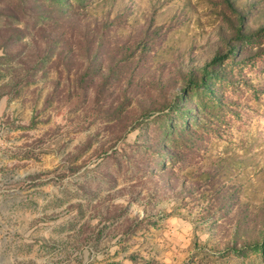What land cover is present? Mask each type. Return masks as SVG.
Instances as JSON below:
<instances>
[{
    "label": "rangeland",
    "instance_id": "obj_1",
    "mask_svg": "<svg viewBox=\"0 0 264 264\" xmlns=\"http://www.w3.org/2000/svg\"><path fill=\"white\" fill-rule=\"evenodd\" d=\"M231 2L0 0V138L97 164L68 211L111 264H264V0Z\"/></svg>",
    "mask_w": 264,
    "mask_h": 264
},
{
    "label": "clouds",
    "instance_id": "obj_2",
    "mask_svg": "<svg viewBox=\"0 0 264 264\" xmlns=\"http://www.w3.org/2000/svg\"><path fill=\"white\" fill-rule=\"evenodd\" d=\"M23 144V140L7 144L0 138V151L6 147L13 149L0 165L6 169L0 176L11 175V192L18 194L11 208L0 211V255L7 253L11 264H111L110 257L118 246L115 241L105 245L107 229L94 243L84 242L81 229L88 223L87 216L81 220L75 209L68 211L70 206L87 204L89 189L95 193L93 202L106 194L102 187L97 189L89 175L97 164L90 163L74 176L61 179V173L72 167L66 159L72 145L59 152L55 145H51V151L45 145L47 154L36 160L23 158V152L29 151ZM5 191L0 188V205L5 203ZM140 216L143 219L142 212ZM90 224L95 228L100 221L94 219ZM182 251L191 255L190 246Z\"/></svg>",
    "mask_w": 264,
    "mask_h": 264
},
{
    "label": "trees",
    "instance_id": "obj_3",
    "mask_svg": "<svg viewBox=\"0 0 264 264\" xmlns=\"http://www.w3.org/2000/svg\"><path fill=\"white\" fill-rule=\"evenodd\" d=\"M228 5H229V7L230 8H233V10H235V6H234V3L233 2H231V0H229V3H228ZM240 31V30H239ZM201 174L203 175V174H206L207 175V177H210V176H212V172L209 170L208 172L207 171H203V172H201ZM211 181H213V179H211ZM188 193V192H187ZM189 195H195L194 194V192L193 191H189ZM191 196V197H192Z\"/></svg>",
    "mask_w": 264,
    "mask_h": 264
}]
</instances>
